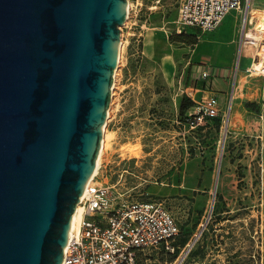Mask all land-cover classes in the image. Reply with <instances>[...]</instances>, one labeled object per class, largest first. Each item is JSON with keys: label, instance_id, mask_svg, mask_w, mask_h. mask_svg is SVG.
Segmentation results:
<instances>
[{"label": "rangeland", "instance_id": "374dc122", "mask_svg": "<svg viewBox=\"0 0 264 264\" xmlns=\"http://www.w3.org/2000/svg\"><path fill=\"white\" fill-rule=\"evenodd\" d=\"M144 3L153 8L133 7L142 22L130 15L120 32L122 49L96 179L116 183L114 191L134 199L155 181L177 190L166 195L188 242L199 230L194 226L207 220L190 251L219 249L226 264H264V72L252 68L258 44L249 42L243 50L237 43L243 33L264 43V26L256 29L264 18V0H250L240 9L230 62L211 63L221 68L215 74L223 90L214 78L202 77L210 63L200 57L198 46L170 40L177 34L173 0ZM233 15L229 12L224 24L230 25ZM210 89L219 91L216 115L197 107L212 95ZM182 95L193 97L194 105L179 115ZM184 198L196 208H175L174 201ZM189 252L180 264L187 263ZM169 258L166 252L156 254L157 264H170Z\"/></svg>", "mask_w": 264, "mask_h": 264}, {"label": "water", "instance_id": "95a60500", "mask_svg": "<svg viewBox=\"0 0 264 264\" xmlns=\"http://www.w3.org/2000/svg\"><path fill=\"white\" fill-rule=\"evenodd\" d=\"M126 9L127 0H0V264L62 259Z\"/></svg>", "mask_w": 264, "mask_h": 264}, {"label": "built area", "instance_id": "2783aa9c", "mask_svg": "<svg viewBox=\"0 0 264 264\" xmlns=\"http://www.w3.org/2000/svg\"><path fill=\"white\" fill-rule=\"evenodd\" d=\"M249 1L175 0V31L181 32V29L191 27L200 33L209 32L230 10H240ZM128 4L125 18L119 26L120 32L127 27L130 12L133 11L129 1ZM210 75L211 71L207 68L202 71L204 79L208 80ZM217 103L216 96L211 95L206 102L197 106L198 111L216 115ZM260 117L264 122V110ZM98 168L78 199L79 222L76 228L69 231L59 264H139L137 257L140 253L156 248L173 252V240L179 233V227L165 200H140L124 196V193L114 191V184L96 179ZM206 222L204 220L197 225L198 232L194 233L191 242L187 241L182 247L184 252L179 255L176 264H180L190 251ZM252 256L255 257L254 254Z\"/></svg>", "mask_w": 264, "mask_h": 264}, {"label": "crops", "instance_id": "0c3cea01", "mask_svg": "<svg viewBox=\"0 0 264 264\" xmlns=\"http://www.w3.org/2000/svg\"><path fill=\"white\" fill-rule=\"evenodd\" d=\"M128 1L131 5L132 9H133V7L137 8L136 11H140V9L142 7H145V9L146 8L147 9L153 8V5H149V4H145V3L143 4V0H141V1L140 0H128ZM173 2H174L175 9L177 12L175 0H173ZM249 4H250V1H249ZM138 5L140 7H138ZM239 11L240 10H230L229 11V12H234L233 20L231 21L230 25L224 24V18L229 13L228 12L222 18L220 23L213 30H211L209 32L200 33L196 28H191V27H186V30L183 32H176V33H183L186 35H189V34L195 35L197 41L194 44L196 47L198 46L201 49L200 50V52H201L200 57L206 59L207 62L210 63V65L206 66L207 69L211 71V75H210L211 77L208 79L210 81H208V82H211L212 78H214L215 81L217 82L218 87L222 90L224 87L222 85L223 82L222 83H221V81L219 82V80L216 78V74H215L216 70L221 71V68L217 69L216 67L211 66V63L227 64L232 59L233 50H234V46L236 43V31L237 30L235 29V27L237 26V22H238L237 20H238ZM130 15H131V18L133 19V21L137 20L139 22H142L141 19L140 20L137 19V17H139V16H137L135 11L130 12ZM127 34H128V32H127ZM242 37H244V34ZM242 37L240 35V38L237 41V43L239 44V48L241 47V44H242ZM125 41L127 42L128 39ZM202 41H203V45L201 44ZM127 44H128V42H127ZM140 52H142V51L140 50ZM208 91L212 95L216 96L217 102H218L217 93L219 94V91H217V93H215L216 92L215 89L214 90L210 89ZM233 92H234V89L232 90V93L230 96L231 100H232ZM191 99L193 100V97ZM102 168L104 169L106 176L111 181L110 172H108V171H110V166H109L108 162H105L104 164H102ZM111 184L115 185L116 183L112 182ZM136 186L137 185H135L134 187H136ZM144 191H146V192H144L146 194L145 195L143 194L144 196L140 197L139 198L140 200L164 199L166 204H167V207L170 210V212L174 215V213L172 212V208L174 207V205H171L172 200L170 198H168V196L166 194L168 192H174V191H176V193H177V190H174L173 188H167V187L165 188L162 186H158L157 182L155 181L154 184L146 186ZM185 195L189 196L188 192H185ZM174 203H176L175 208H178V209L183 208L182 210L188 211V212H190L191 209L196 208L194 203L187 204V200H185V198L180 199L178 201H174ZM175 219H176L177 225L179 227V233L175 236L174 240L180 234L181 225H182V223L178 220V218L176 216H175ZM198 224H196L194 226V230H195V228H197ZM187 225L193 226L194 224H193V222L190 221L189 224H187ZM188 239H189V237H188ZM219 251L220 250L217 249L215 252L211 248H207V247H205L204 249L201 250V249H198L196 246L194 249H192L189 252V254H188L189 260H187L186 264H226L225 260L223 258H221V254ZM159 252H166L167 253L168 251L164 250L163 248L152 249V250H149L145 253L138 254L137 261L139 264H157V263H160L161 261L160 260L157 261V259H156V254H158ZM173 261H170L169 263L172 264Z\"/></svg>", "mask_w": 264, "mask_h": 264}, {"label": "bare ground", "instance_id": "6f19581e", "mask_svg": "<svg viewBox=\"0 0 264 264\" xmlns=\"http://www.w3.org/2000/svg\"><path fill=\"white\" fill-rule=\"evenodd\" d=\"M128 5L129 4H128V0H127V6ZM126 12H127V9H126ZM247 12H248V10H247ZM245 13H246V11H245ZM263 19L264 18L259 19L258 23L256 24V29L259 30V31H260L261 27L264 26V23L262 24ZM119 42L120 43H119L118 53H117L116 61H115V64H114L112 80H111V85H110V97H109L106 113H105V116H104V120H103V122L101 124V141H100V145H99V148L97 150L96 157H95V166H94L89 178L87 179L84 187L92 179L93 175L95 174V172L97 170V167L99 165L100 156L102 154L103 146H104V143H105L104 142L105 134H106L105 133V125H106L107 118H108V115H109L110 103H111V100H112L113 88H114V83H115V75H116L117 67L119 66L118 63H119L120 53H121V49H122V41H121V39H119ZM249 42H253L254 44H258V48H256L257 50L254 52L253 56H255V54H258L259 58L255 59L253 61L252 68L259 69L262 72H264V43L260 42V38L257 41H255V40H252V39H248V38H246L244 36V37H242L241 48L243 47V50H244L245 47L247 46L246 44L249 43ZM241 51H242V49H241ZM243 54H244V52H243ZM227 124H228V121H227ZM84 187H83V189H84ZM81 194H82V192L80 193L79 198H80ZM79 217H80V209H79V205H77V207L73 211V213L71 215V218H70V229H69V231H71L72 229L77 227V224L79 222ZM65 247H66V245L64 246V248ZM64 248H63V250H64Z\"/></svg>", "mask_w": 264, "mask_h": 264}, {"label": "trees", "instance_id": "16d2710c", "mask_svg": "<svg viewBox=\"0 0 264 264\" xmlns=\"http://www.w3.org/2000/svg\"><path fill=\"white\" fill-rule=\"evenodd\" d=\"M170 40L175 41V42H185L188 44H194L197 41L195 35H191V34L186 35L183 33H177V34L172 35L170 37ZM193 105H194V102L189 96L182 95V97L180 98L178 102V109H177L178 114L184 115V113ZM187 241H188V237L185 234H183V232H180L178 237L173 241L174 251L170 253L167 252L170 257L168 259L169 262L173 261L178 256L181 248L185 245Z\"/></svg>", "mask_w": 264, "mask_h": 264}]
</instances>
